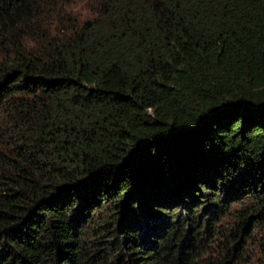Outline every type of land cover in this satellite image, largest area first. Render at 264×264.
Here are the masks:
<instances>
[{
	"label": "trees",
	"instance_id": "obj_1",
	"mask_svg": "<svg viewBox=\"0 0 264 264\" xmlns=\"http://www.w3.org/2000/svg\"><path fill=\"white\" fill-rule=\"evenodd\" d=\"M69 2L0 0V264L264 257V0Z\"/></svg>",
	"mask_w": 264,
	"mask_h": 264
},
{
	"label": "rangeland",
	"instance_id": "obj_2",
	"mask_svg": "<svg viewBox=\"0 0 264 264\" xmlns=\"http://www.w3.org/2000/svg\"><path fill=\"white\" fill-rule=\"evenodd\" d=\"M84 0H71V2L66 4V9H68L72 13H76L78 15H82L85 12V9L83 7ZM250 254V253H249ZM260 254H257L254 257H249L250 262L246 264H264V257L259 256Z\"/></svg>",
	"mask_w": 264,
	"mask_h": 264
}]
</instances>
